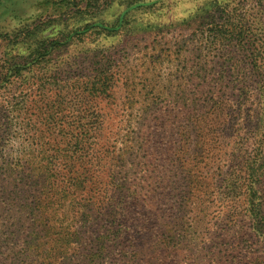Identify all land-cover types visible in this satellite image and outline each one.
I'll use <instances>...</instances> for the list:
<instances>
[{"label":"rangeland","instance_id":"374dc122","mask_svg":"<svg viewBox=\"0 0 264 264\" xmlns=\"http://www.w3.org/2000/svg\"><path fill=\"white\" fill-rule=\"evenodd\" d=\"M203 2L0 0L36 33L0 76V264H264V69Z\"/></svg>","mask_w":264,"mask_h":264},{"label":"trees","instance_id":"16d2710c","mask_svg":"<svg viewBox=\"0 0 264 264\" xmlns=\"http://www.w3.org/2000/svg\"><path fill=\"white\" fill-rule=\"evenodd\" d=\"M89 1V0H88ZM112 1L109 2V4ZM85 7V5H84ZM235 10V7H233V10L229 8L228 0H204V2L197 8L198 14L196 17L198 18H211L213 21V17H215V13L219 15V18L222 20H218L216 23L213 21L211 23H214V29L217 30L220 34L228 35L236 44H238V47H247L252 46L250 49L249 55L251 57V64L253 67L264 69V39L262 40L259 37V33H256L255 31L258 29H261L262 24L260 21V15L258 17L253 16L252 12H249L250 19L243 20V14L241 12H238L236 15H234L233 11ZM101 12V11H99ZM31 28L32 32L34 31L33 27L27 26L25 28H20L19 30L12 31V32H0V50L2 49V52H0V76L3 78H9L11 77V74L13 73H20L22 69L25 68V63L27 62L25 58L21 57V62L17 61L16 55H12L11 57L8 56L9 52L6 51V46L9 47V45H17L20 41L21 33L24 31H28V29ZM31 32V34H32ZM34 33V32H33ZM36 33L32 34L35 35ZM87 32H81V34L77 36L79 39H83ZM264 34V33H263ZM231 39H229L231 41ZM51 40V44L53 45ZM261 46H260V44ZM13 49V48H12ZM14 51V50H13ZM34 53L39 52L38 48L34 50ZM49 54V53H48ZM45 56V55H44ZM16 58V59H15ZM13 59V60H12ZM5 64V65H2ZM263 66V68H262ZM258 75H260L258 73ZM261 77H264V75ZM258 93L262 98L264 99V84L259 85L258 87ZM81 135V134H80ZM77 142L79 141L77 138H74ZM74 148V147H73ZM47 168V167H46ZM252 173L255 175L256 171L253 170V168H250ZM251 176V175H250ZM251 179L253 177L251 176Z\"/></svg>","mask_w":264,"mask_h":264}]
</instances>
